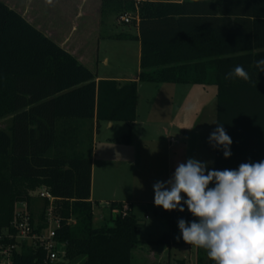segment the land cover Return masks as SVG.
<instances>
[{
  "label": "trees",
  "instance_id": "16d2710c",
  "mask_svg": "<svg viewBox=\"0 0 264 264\" xmlns=\"http://www.w3.org/2000/svg\"><path fill=\"white\" fill-rule=\"evenodd\" d=\"M128 13L139 22L138 80H96L90 68L0 0V119L13 114L9 125L0 126V233L10 227L16 202L27 201L42 222L48 201L38 212L31 194L46 187L56 197L60 221V260L52 264H133L135 250L145 244L193 247L178 228L179 219H196L186 205L184 212L160 207L169 230L156 241L139 238L130 202L109 201L113 224H93L94 131L103 121L125 122L128 131L114 140L131 143L139 81L215 86L216 122L233 143L229 158L215 148L211 170L264 160V72L255 66L264 59V0L101 2L103 17ZM237 65L250 80L225 79ZM196 251L197 264H214L204 249ZM44 257L42 249L26 247L15 263L40 264Z\"/></svg>",
  "mask_w": 264,
  "mask_h": 264
},
{
  "label": "rangeland",
  "instance_id": "374dc122",
  "mask_svg": "<svg viewBox=\"0 0 264 264\" xmlns=\"http://www.w3.org/2000/svg\"><path fill=\"white\" fill-rule=\"evenodd\" d=\"M2 1L17 11L27 10L29 16L39 24H44L46 27L66 25L67 30L71 20L73 23L78 20L77 9L81 3V0H71L69 5L60 6L56 0H52V4L42 7L26 6V0ZM93 1L89 0V3L84 6L85 12L92 6ZM41 8L46 12L40 15ZM63 8L68 9V13H62ZM86 15L83 20L87 19ZM127 15L130 17L129 23L124 22L117 14H108L104 17L105 20L110 19V24L114 21L116 25L107 24L103 28V34L126 32L128 28L132 29L134 26L132 14ZM76 22L78 26L82 25L81 20ZM99 48L100 56L97 65L99 75H133L137 70L139 61L135 41L105 39L101 41ZM104 56L109 60L106 65L102 61ZM153 87L146 89L143 86L140 89L138 120L132 129L133 142L130 148H126L135 153V161L133 164L120 162L111 167L108 182H106L107 185L117 189L119 198L122 200L129 198L133 212L139 220V238L143 241H156L169 230L168 218L162 215L161 208L154 204L153 185L157 181L169 180L178 164L186 163L189 158L202 163L207 162L208 170H210L215 152V148L208 142L216 124L215 88L184 84H164ZM12 116L13 114H7L1 118L0 126L9 125ZM126 126L125 122H116L112 131L109 132L106 122H102V128L96 135L93 197L95 227L113 224L109 202L99 199L103 198L99 193L103 185L102 162L108 153L111 155L113 152V148L105 147L107 135L120 134L121 129H126ZM115 145L112 146L116 147ZM37 190L32 192L31 197L33 207L39 212L43 201L36 195ZM109 198L114 199L111 196ZM142 247L141 250H135L133 264H177V260L180 259H186L188 264H197L196 248L189 250L184 246H176L169 249L151 244H145Z\"/></svg>",
  "mask_w": 264,
  "mask_h": 264
},
{
  "label": "clouds",
  "instance_id": "9594fccd",
  "mask_svg": "<svg viewBox=\"0 0 264 264\" xmlns=\"http://www.w3.org/2000/svg\"><path fill=\"white\" fill-rule=\"evenodd\" d=\"M255 66L264 72V59L255 61ZM234 78L250 80L241 65L225 75V79ZM216 123L208 142L229 158L233 141L223 124ZM211 183L214 187H209ZM153 189L155 206L168 212H184L187 206L196 219L178 220L182 239L204 249L214 264H264V160L242 163L238 170H208L207 162L189 158Z\"/></svg>",
  "mask_w": 264,
  "mask_h": 264
},
{
  "label": "crops",
  "instance_id": "0c3cea01",
  "mask_svg": "<svg viewBox=\"0 0 264 264\" xmlns=\"http://www.w3.org/2000/svg\"><path fill=\"white\" fill-rule=\"evenodd\" d=\"M60 6H65L69 5V1L71 0H56ZM153 1H171V2H182L183 0H153ZM101 2L102 0H94L92 6L87 9V12H85V5L89 3V0H81V3L79 5V8L77 9V18L79 21L81 20L82 25H77V22L75 21L74 23L72 20L70 21V27L68 30L65 28L66 25H63V27H56V26H44V24H39L37 21L32 19L29 16V13L27 10L22 9L19 10V12L32 24H34L37 28L42 30L47 36L51 37L54 40H58V44H60L63 48L68 50L79 62L83 63L86 65L88 68H90L96 75V80L99 79H115L118 81H131V80H138L139 73H140V55H141V41L139 39V22L136 20L132 29L128 28V31H121V32H112L109 34H103V28L108 25H113L115 26L116 23L114 21L110 24L109 20L106 19L102 16L101 14ZM26 6H31V5H36V6H49V3L46 2V0H26ZM52 4V3H51ZM41 11L39 12L40 15L45 13L42 8L40 9ZM52 13V12H51ZM62 13L66 14L68 13V9L63 8ZM87 14L85 17L87 19L83 20L84 15ZM70 20V19H69ZM49 21V20H48ZM131 35L133 38L131 39H116L114 37L118 35ZM78 39L80 40L78 42ZM127 40V41H135L137 43V57H138V68L134 72L133 75H122V76H106V75H99L98 74V61H99V56H100V48L99 45L102 40ZM79 43V44H78ZM103 63L106 65L108 63V57L104 56L103 57ZM148 84V85H143V84ZM166 84H180V83H156V82H138V104H137V119L135 123L138 120V112H139V101H140V89L146 88V89H152L154 88L153 86H163ZM184 85H190V84H184ZM193 85H198V84H193ZM206 87H211L213 85H201ZM215 88V86H213ZM159 88V87H158ZM161 88V87H160ZM215 97L217 94L216 88L214 91ZM217 107V105H216ZM217 112V108H216ZM217 114V113H216ZM106 122V126L109 129V132H111L113 129L114 124L116 123L115 121H103ZM134 127V126H133ZM102 128V122L100 125V129ZM99 131H94V150L95 148L97 149V146L95 147V140H96V135H98ZM215 129H216V124H215ZM128 131V126H126V129H121L120 134H110L107 135L106 137V148H113V152L111 155L104 157L103 162H102V180H103V185L101 186L100 189V201H111L109 199L110 196L114 197L112 200H119L123 202H130L129 198L128 200H123L119 198L118 196L119 192L117 189L113 186H110L109 184L107 185L106 182H108V176H109V170L111 167L116 164H119L120 162H126V163H134L135 161V153L131 151V149H126L130 148L133 140L131 141L130 144H124L118 140H114L115 138H120L122 135H124ZM133 138V137H132ZM116 144V147H113L112 145ZM121 146H126V147H121ZM111 151V150H110ZM124 165V164H123ZM212 168V165L210 166V170ZM95 173H96V163H95V158L93 155V162H92V189H91V200H94V181H95ZM132 187V186H131ZM128 190V189H127ZM109 196V197H107ZM125 197V196H121ZM131 203V202H130ZM110 217H112V213L110 211ZM100 227V226H99ZM189 250H192V248L195 247H187Z\"/></svg>",
  "mask_w": 264,
  "mask_h": 264
},
{
  "label": "built area",
  "instance_id": "2783aa9c",
  "mask_svg": "<svg viewBox=\"0 0 264 264\" xmlns=\"http://www.w3.org/2000/svg\"><path fill=\"white\" fill-rule=\"evenodd\" d=\"M121 19L126 23L130 22L127 14L121 16ZM36 195L39 199L48 201L45 219L41 222L39 218H33L27 201L18 202L14 206L10 227L0 233V264H16V254H22L26 247L42 249L45 252L44 260L40 264H52L60 260L61 250L55 238V231L60 227V221L54 214L56 197L46 187L39 188Z\"/></svg>",
  "mask_w": 264,
  "mask_h": 264
}]
</instances>
